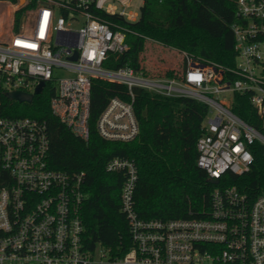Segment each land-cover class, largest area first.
Returning a JSON list of instances; mask_svg holds the SVG:
<instances>
[{
    "label": "built area",
    "instance_id": "built-area-1",
    "mask_svg": "<svg viewBox=\"0 0 264 264\" xmlns=\"http://www.w3.org/2000/svg\"><path fill=\"white\" fill-rule=\"evenodd\" d=\"M132 2L0 0L13 6L8 36L0 40V264H264V194L252 199L234 186L217 188L203 217L143 220L134 209L137 169L122 158L104 170L123 176L120 211L131 244L121 252L88 248L80 217L85 174L50 169L45 122L4 116L6 93L33 94L40 83L43 91L50 84L52 114L87 140L92 82L103 80L125 86L129 100L110 99L96 132L105 141L128 143L139 134L134 89L191 99L207 111L195 145L197 167L214 182L247 173L251 146L264 149V0H235L233 67L188 58L180 79L106 67L128 50L124 25L112 19L136 22L140 11ZM22 7L26 15L15 28ZM235 95L247 97L259 128L233 113Z\"/></svg>",
    "mask_w": 264,
    "mask_h": 264
},
{
    "label": "trees",
    "instance_id": "trees-1",
    "mask_svg": "<svg viewBox=\"0 0 264 264\" xmlns=\"http://www.w3.org/2000/svg\"><path fill=\"white\" fill-rule=\"evenodd\" d=\"M26 11L22 7L15 12V28ZM235 11V0H144L136 22L112 19L124 25L128 50L117 58L111 57L106 67H129L144 76L159 77L149 75L142 67L141 54L148 43L183 57L178 71H166L161 78H182L188 58L233 67L235 41L231 26L238 22ZM133 92L139 134L128 143L105 141L96 132V121L110 99L129 100L125 86L93 80L87 140L76 137L52 114L50 101L54 91L50 84L30 104L2 96L4 116L45 122L50 169L85 174L82 190L86 199L80 217L88 248L100 244L121 252L131 244L127 222L120 211L123 176L104 170L106 163L114 158L128 159L137 169L134 209L143 220L203 217L217 188L234 186L252 199L264 194V149L260 144L251 146L254 162L247 173L228 174L211 181L196 164L195 145L202 134L205 106L191 99L156 97L140 89ZM232 111L259 128L246 96L235 95Z\"/></svg>",
    "mask_w": 264,
    "mask_h": 264
},
{
    "label": "rangeland",
    "instance_id": "rangeland-1",
    "mask_svg": "<svg viewBox=\"0 0 264 264\" xmlns=\"http://www.w3.org/2000/svg\"><path fill=\"white\" fill-rule=\"evenodd\" d=\"M144 0H133L132 9L139 14ZM13 6L6 3H0V40H4L9 33L13 21L11 11ZM26 15V12L23 16ZM183 57L172 50L164 49L157 44L148 43L144 52L141 54V63L145 71L152 76L161 78L166 71H178L182 66ZM63 75V74H62ZM207 123V118L202 124Z\"/></svg>",
    "mask_w": 264,
    "mask_h": 264
},
{
    "label": "water",
    "instance_id": "water-1",
    "mask_svg": "<svg viewBox=\"0 0 264 264\" xmlns=\"http://www.w3.org/2000/svg\"><path fill=\"white\" fill-rule=\"evenodd\" d=\"M44 83H40L33 94H26L23 92H10L6 93L5 96L10 101H16L18 103H32L34 96L40 95L43 92Z\"/></svg>",
    "mask_w": 264,
    "mask_h": 264
}]
</instances>
